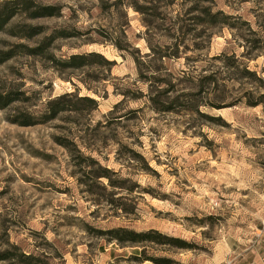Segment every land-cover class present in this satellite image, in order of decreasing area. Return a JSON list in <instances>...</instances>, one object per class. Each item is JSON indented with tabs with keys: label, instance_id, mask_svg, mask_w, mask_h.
I'll return each instance as SVG.
<instances>
[{
	"label": "rangeland",
	"instance_id": "374dc122",
	"mask_svg": "<svg viewBox=\"0 0 264 264\" xmlns=\"http://www.w3.org/2000/svg\"><path fill=\"white\" fill-rule=\"evenodd\" d=\"M17 1L0 0L18 10L0 32V264H264V0ZM91 52L112 65L55 67Z\"/></svg>",
	"mask_w": 264,
	"mask_h": 264
},
{
	"label": "trees",
	"instance_id": "16d2710c",
	"mask_svg": "<svg viewBox=\"0 0 264 264\" xmlns=\"http://www.w3.org/2000/svg\"><path fill=\"white\" fill-rule=\"evenodd\" d=\"M18 2H20V0H18L17 2H15L16 5H18ZM9 8H7V10L5 11H0V32H2L6 25L9 23V21H11V19L13 17L16 16V14L18 13V10H8ZM41 11L37 12L34 14L35 17H50V16H55V12L57 11V9L52 8V7H48V8H44V9H39ZM32 35H36V34H32ZM33 53L35 55H38L39 51L35 50L33 51ZM101 59L104 63H106L107 65H112L111 62H108L105 58H103V56H101L100 54H97L95 52H91V53H87V54H77V55H72L67 59L64 60H54V64H56V68L59 67L60 69H63L65 71L67 70H79L85 66L91 65L90 63H94L91 62L93 61V59ZM261 82L264 85V81L261 80ZM72 94H66L63 97H61L60 99H58V101H62L64 99L67 98H71ZM81 100L84 101H91L92 103H94L95 105H98V103L93 100L90 99L89 97H82L80 98ZM12 102H14L15 100H11ZM52 104V103H50ZM1 109H4V106L0 105ZM65 111V107L61 106H57L55 108H53L52 110H49V114L46 115L47 119L51 120L54 119L55 117L58 116V114H60L61 112ZM25 121L20 122L18 120V125L20 126H33L36 125L37 123H35L33 120L30 121L28 117H25ZM105 175L107 174H102L101 177H105ZM111 234L114 235V239H116L118 242L120 243H124V242H130L132 244H141L143 242H154L156 244H160V245H171L174 247H177L179 249H185L187 248V244L185 242H182V240L177 239V238H170L168 236H165L155 230H151L149 232H144V233H137L135 231H131V230H127V229H117V230H113L110 232ZM20 259H22L24 264H31V260L32 258L29 256H26L24 254H20ZM14 259L13 254H11V252H7L5 256H2L0 258V261H11ZM157 263V262H156ZM157 264H161V262L157 263Z\"/></svg>",
	"mask_w": 264,
	"mask_h": 264
}]
</instances>
